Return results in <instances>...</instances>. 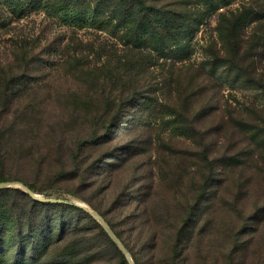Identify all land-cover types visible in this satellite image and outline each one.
<instances>
[{
	"label": "rangeland",
	"instance_id": "rangeland-1",
	"mask_svg": "<svg viewBox=\"0 0 264 264\" xmlns=\"http://www.w3.org/2000/svg\"><path fill=\"white\" fill-rule=\"evenodd\" d=\"M79 1L0 0V177L103 213L143 264H264V91L208 64L204 49L228 8H253L242 33L248 43L259 35L264 0H233L209 15L188 60L179 48L155 50L144 26L140 70H129L124 89L138 56L133 23ZM252 54L263 65L264 43ZM2 198L28 209L37 237L48 218L55 237L63 225L56 209L15 192ZM81 226L43 253L1 242L0 264H119L99 229Z\"/></svg>",
	"mask_w": 264,
	"mask_h": 264
},
{
	"label": "trees",
	"instance_id": "trees-1",
	"mask_svg": "<svg viewBox=\"0 0 264 264\" xmlns=\"http://www.w3.org/2000/svg\"><path fill=\"white\" fill-rule=\"evenodd\" d=\"M11 1L14 4H17V0ZM232 1L233 0H195L194 5H196V9L192 10L191 7L185 8L183 4L189 6L191 3H194V0H94V5L97 7L93 11L94 15L109 11L110 13L115 14L119 20H129L133 23L131 30H133L134 47H132V49L137 51L138 56L135 61L131 60L127 64L129 75L123 89L130 84V79L132 78L129 70L136 74L138 73V70H140L138 65L139 62L142 61L143 51L141 50L142 46L140 45L139 39L144 26L148 28V35L151 38V44L155 50L159 52H169L172 47L179 48V53L176 57H178L180 61L188 60L189 54L193 52L191 36L200 30L201 25L207 21L209 15L216 12L219 8H226V6ZM74 2L76 4L82 3L79 0H74ZM257 8L259 10L256 12L259 13V16L262 18L263 26L261 25L260 27V34H255L249 43L244 39L242 28L247 15L250 12H254V9L243 6L241 9L235 10L228 8L226 11L220 13L219 23L216 28L217 40H212L204 47V49L207 53L208 64L214 66L217 63H220L224 66L223 71L231 74L234 79H243L255 84L264 91V64L260 65V63L262 64L261 60L253 58L252 54V50L260 46L262 42L264 43V4L258 5ZM187 32L190 37L187 40H184L183 43L184 35ZM198 69L201 70V68ZM140 94H136L135 97ZM238 123L247 128L246 126L248 123L241 120H239ZM104 135H107V133H104ZM5 179L7 178L0 177V180L5 181ZM27 186L33 191H36L32 185ZM13 192L22 195L34 207H39L40 209H56L60 211L61 213L58 220L63 223V225L59 228L55 237L53 220H49L48 218L47 221H50V226L48 227L47 232L43 233L42 236L40 235V237H37L38 233H35L38 230L37 222L28 221L23 218V215L28 209L26 207H17L6 201L0 200V243L16 245L20 248L24 246V251H26L27 247L31 245L35 252L43 253L50 243H53L58 237H63L67 231L73 232L82 229L81 222L87 220L99 229V234L102 236L105 245L110 250L113 249L116 252L119 264H129L126 256L109 237L107 232L103 230L104 228L101 227L102 225H100L97 220L83 208L67 202L39 201L26 192L11 187L0 188V198ZM99 213L123 242L127 250L133 255L135 264H143L142 261H145L146 255H142L143 260L139 261L140 259H138L136 253L132 251V248L126 240L122 238L121 234L114 228L113 223L108 220L103 213ZM67 215H70L71 218L69 224L65 223ZM189 221L190 219L188 216L182 221L175 232L176 240L174 243V253L172 258L180 255L176 241L178 239V242L180 243L183 239L182 237L185 236ZM26 230H30V233H26ZM7 234L12 235L13 239H8ZM24 239H29L31 244L22 242ZM149 241H151V238ZM151 242L153 245L150 247L151 251H149V254L152 257L154 256L152 251L156 248L157 242ZM89 243L93 249L96 248L95 243ZM24 255H26V253H24Z\"/></svg>",
	"mask_w": 264,
	"mask_h": 264
},
{
	"label": "water",
	"instance_id": "water-1",
	"mask_svg": "<svg viewBox=\"0 0 264 264\" xmlns=\"http://www.w3.org/2000/svg\"><path fill=\"white\" fill-rule=\"evenodd\" d=\"M8 187H14L19 188L29 194L31 197H33L36 200L44 201V202H67L74 204L76 206H79L83 208L85 211H87L91 216H93L104 228V230L107 232L109 237L115 242V244L118 246V248L123 252V254L126 256L129 264H135L130 252L127 250L123 242L119 239V237L115 234L113 229L108 225L106 220L101 216L99 213H97L95 210H93L89 205L83 202L78 201H68L65 199L60 198H53V197H45L43 195H40L39 193L34 192L32 189H30L26 184H24L21 181L18 180H7V181H0V188H8Z\"/></svg>",
	"mask_w": 264,
	"mask_h": 264
},
{
	"label": "bare ground",
	"instance_id": "bare-ground-1",
	"mask_svg": "<svg viewBox=\"0 0 264 264\" xmlns=\"http://www.w3.org/2000/svg\"><path fill=\"white\" fill-rule=\"evenodd\" d=\"M78 202H80V201H78Z\"/></svg>",
	"mask_w": 264,
	"mask_h": 264
}]
</instances>
